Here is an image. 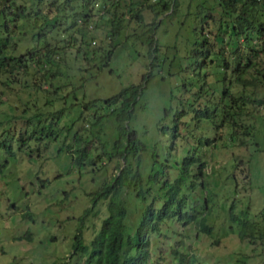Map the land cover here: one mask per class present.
Returning a JSON list of instances; mask_svg holds the SVG:
<instances>
[{
    "label": "rangeland",
    "instance_id": "1",
    "mask_svg": "<svg viewBox=\"0 0 264 264\" xmlns=\"http://www.w3.org/2000/svg\"><path fill=\"white\" fill-rule=\"evenodd\" d=\"M183 1L186 9V0ZM143 13L147 21L163 15H155L148 9ZM214 17L217 20L219 14L216 12ZM260 20L264 21V14ZM145 23L146 27L151 26L150 22ZM168 24L165 21L155 31L158 49L152 63L140 41L132 37L129 42L136 47L126 46L125 40L117 43L109 64L99 69L93 64L95 61L99 65V52L95 60V54H90L91 60L79 56L76 66L83 70L66 72L59 79L60 82L67 81L68 85L64 87L67 95L57 102L47 104L44 100L46 95L50 96L48 99L62 96L60 89L56 92L55 83L49 90H44L46 94L34 88L10 90L11 95L0 90V123H5L0 126V139L6 138L4 143L12 144L0 146V161L7 159L0 171V264H74L76 254H72V245L79 228L83 224L84 242L89 241L96 229V232L99 230L107 213L106 200H101L88 218L83 216L85 208L93 203L90 193L99 186L100 176L95 172L102 167L103 180L107 170L112 167L111 172H115L117 169L113 164L103 165V159L96 158L103 152L102 147L88 151V158L94 161L76 162L71 154L77 149L73 133L77 131L82 137L89 129L94 133L90 122L96 113L106 112L102 99L130 83L140 85L132 126L145 143L143 154L151 156L156 151L158 159L167 158L170 164L178 165L176 167L185 159L196 160L189 165L195 174L190 170L185 173L179 191L197 204L195 210H204L203 217L211 227L207 232L199 229L196 220L181 223L176 218H169L171 222H165L159 231L150 234L152 264H172V254L166 252L171 244L192 253L201 264H264V73L254 84L233 85L231 66L225 70L214 64V50L221 49L227 57L226 47L217 45L205 56L208 62H195L196 56L189 54V47L183 40L194 34L192 28L186 26L189 22L180 26L179 20L177 27H181V33L178 37L175 35L178 29ZM212 29L217 31L213 20ZM83 30L88 38L93 35L90 49L109 47L121 38H109L107 27L97 21V15ZM126 32L129 33V28ZM257 37L253 43L260 48L264 30ZM129 49L133 51L132 55L127 52ZM254 58L257 67L264 72V49L261 48ZM85 66L88 68L84 69ZM251 76L252 71L245 74L246 79L252 80ZM47 85L41 80L40 89ZM10 87L15 88L12 84ZM194 87L197 93L192 95L190 89ZM240 87H244L249 95L241 109L232 105L235 88L238 91ZM34 93H39L41 105L48 109L41 107L33 124L28 121L29 115L9 121L6 115L27 111L31 114L39 106ZM30 94H33L34 106L28 110L31 105L26 101L23 105L22 99ZM194 98L197 102L191 105ZM88 101L92 104L87 106L86 117L78 116L80 104ZM73 102L79 103L72 108L69 104ZM238 102L240 100L235 104ZM61 107V112L47 111ZM105 123L109 131L108 120ZM93 124L99 123L94 121ZM244 124L251 125L250 135L243 132ZM47 126L54 132L47 133ZM41 128L40 133L29 138L32 130ZM199 162L204 164L198 166ZM147 169H142L143 175ZM175 174H171L169 181ZM167 186L160 185V181L152 182L144 199L133 191H125L128 219H139L142 208L153 195L160 199L157 204L162 201ZM232 203L237 217L250 220L248 228H244V223L238 219L230 218L228 208ZM97 210L99 213L95 215ZM137 222L129 223L132 231Z\"/></svg>",
    "mask_w": 264,
    "mask_h": 264
},
{
    "label": "trees",
    "instance_id": "2",
    "mask_svg": "<svg viewBox=\"0 0 264 264\" xmlns=\"http://www.w3.org/2000/svg\"><path fill=\"white\" fill-rule=\"evenodd\" d=\"M183 2V0H0V90L3 93L5 90L9 92L34 88L46 94L44 90H49V87L54 86L55 83L56 92L60 89L58 91L62 92V96H51V99H48L50 96L46 95L44 100L47 104H50V101L57 102L67 95L64 93V87L68 85L67 81L60 82L59 79L66 75V72L83 70L80 66H76L79 56L91 60L90 54H95L93 57L95 60L99 52V65L93 61L99 69L109 64L117 43L121 44L125 40L126 46L132 44L136 47L133 42H129V38L132 37L140 41L143 45L142 49L152 63L158 49L154 35L157 33L155 32L157 27L163 26L166 21L169 23L168 26L173 25L178 29L175 33L178 37L181 33V27H177L179 20L180 26L183 23L185 26L186 21L189 22L186 26H190L194 33L191 39L184 37L183 40L189 47V54L196 56L195 62L200 61L204 64L208 62L205 56L210 55L211 49H215L217 45L220 48L226 47L229 54L227 57L221 49L214 50L215 67L223 66L226 70L231 66V72L234 74L233 85H243L245 82L256 83L264 72L257 67L254 57L261 48L264 49V42L259 48L258 44L253 43V39L256 40L264 30V21L260 20L261 14H264V0H186V9L182 5ZM144 9L153 11L155 15L161 13L163 15L147 21L143 13ZM216 12L219 17L214 20ZM95 15L97 21H101L107 27L106 34L109 38L121 37L114 40L115 42L109 47L89 48L93 35L88 38L83 29ZM212 20L213 25L217 24V31L212 29ZM174 21L176 23H173ZM145 22H150L151 26L146 27ZM127 28L129 33L126 32ZM165 32H168L167 28ZM182 44L184 46L183 42ZM122 49L125 50L126 47ZM175 51L178 52V48ZM127 52L131 55L133 53L131 49ZM248 71H252V80L245 77ZM41 80L49 86L40 89ZM11 84L15 88L12 89ZM194 88L190 89L192 95L197 93L196 87ZM74 89L75 87L72 91ZM226 90L224 93L227 92ZM34 94H37L39 106L35 107L31 114L27 111L19 115L16 113L11 116L6 115L9 121L12 119L17 121V118L29 115L28 121L33 124L41 107L48 109L47 106L41 105L39 93ZM32 95L22 99V104L26 101V104L31 105L28 110L34 106ZM248 97L244 87H240L238 91L235 88L233 107L241 109ZM139 98L140 85L130 83L123 86L117 92L102 99L106 112L96 113L92 123L90 122L94 133H91L90 129L84 137L77 131L73 133L77 149L71 151V154L76 162L84 164L85 161L89 163L94 161L95 159L88 158V151L102 147L103 152L101 151L96 158H102L103 165L113 164V168L117 169L115 172H111L112 167L107 170L103 180H101L102 167L97 168L95 172V175L99 173L100 176L99 186L90 193L93 203L85 208L83 216L87 215L88 218L89 214L93 213V208H98L97 204L101 200H106L107 213L101 220L99 230L97 232V229L95 230L88 242H84L82 238L83 224L75 234L72 245V254H76L74 264H152L154 255L149 253L150 234L159 231L165 222H171L169 218H176L175 220L181 223L196 220L200 230L211 231V227L203 217L204 210H195L194 206L197 204L190 201L188 196L181 195L179 191L181 180L186 177L185 173L191 171L189 165L196 160L185 159L179 167H176L178 165L170 164L167 158L158 159L156 151L151 156L143 154L145 143L132 126ZM237 100H240V103L235 104ZM192 101L191 105L195 104L197 99L194 98ZM77 103L79 102L68 104L74 108ZM91 104L92 101L80 104L82 108L78 116H85L87 106ZM62 110L61 107L56 111L51 109L47 111L51 113ZM233 114L232 118H234ZM106 120L109 123V131L106 130ZM94 121L99 124L94 125ZM4 124V122L0 123V126ZM250 127L251 125L244 124L243 132L250 135L252 133ZM41 131L42 128L32 130L29 138ZM46 132L54 131L47 126ZM7 138L11 139V137ZM19 138L22 139V135ZM5 140L6 138L0 139V146H12L5 144ZM6 164L7 159L0 161V171ZM201 164L204 163L199 162L198 166ZM143 168H148L145 175L142 172ZM171 170L176 174L173 175L172 181H169L172 176ZM156 181H160L162 186L168 185L162 201L157 204L156 201L160 199L153 195L142 208L138 222L128 219V209L125 206L128 195L125 191H133L137 197L144 199V193L148 191L150 184ZM98 213V210L94 212L95 215ZM228 214L233 220L238 219L244 223V226L242 225L244 228L249 227L250 220L240 219L234 214V203L229 205ZM135 222L137 224L132 231L129 223ZM167 226L168 223L165 227ZM166 252L172 254V264H201L196 262L192 253L179 250L177 245L171 244Z\"/></svg>",
    "mask_w": 264,
    "mask_h": 264
}]
</instances>
